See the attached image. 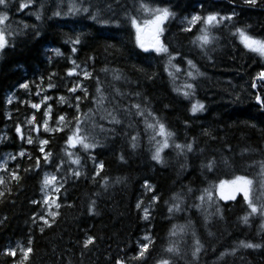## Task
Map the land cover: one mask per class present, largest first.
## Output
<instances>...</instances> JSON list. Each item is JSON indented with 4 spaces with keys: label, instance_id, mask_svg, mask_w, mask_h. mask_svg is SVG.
Listing matches in <instances>:
<instances>
[{
    "label": "trees",
    "instance_id": "trees-1",
    "mask_svg": "<svg viewBox=\"0 0 264 264\" xmlns=\"http://www.w3.org/2000/svg\"><path fill=\"white\" fill-rule=\"evenodd\" d=\"M141 3L173 13L160 35L167 53L137 45L130 17L142 22ZM0 13V264H17L7 250L15 242L32 249L22 264H264V109L255 102L264 58L233 35L264 39V0H8ZM209 14L232 19L206 26ZM192 15L201 21L185 26ZM204 27L201 47L193 41ZM40 103L51 108L46 119L32 107ZM160 123L173 135L157 161ZM77 126L95 147L68 143ZM46 173L59 181V207L42 224ZM236 175L253 181L256 213L243 194L218 195L220 180ZM143 233L151 242L136 258Z\"/></svg>",
    "mask_w": 264,
    "mask_h": 264
},
{
    "label": "snow or ice",
    "instance_id": "snow-or-ice-1",
    "mask_svg": "<svg viewBox=\"0 0 264 264\" xmlns=\"http://www.w3.org/2000/svg\"><path fill=\"white\" fill-rule=\"evenodd\" d=\"M246 3H248L249 5H255L256 4V0H245ZM0 5L4 6L5 9H7L8 7V0H0ZM28 7V4L25 3H20L19 4V8L20 9H24ZM141 9L143 10V12L146 14L145 18H143L142 22L139 21L137 18L135 17H130V23L131 26L135 29V39H136V43L137 45L142 48L145 52H148L150 49L152 51H155L156 53H167L168 49L163 45V43L160 40V35L163 32V24L165 23V21H167L172 15L173 13L170 12L169 8L165 7V8H152L150 7L148 4L145 3H141L140 5ZM71 8H70V12H71ZM76 11H79V9H76ZM83 11L87 12V9H83ZM55 15H60L59 12L55 13ZM37 18H39V15L37 14ZM8 19L7 15L5 13H0V25H3L4 22ZM92 19H96L95 16H92ZM201 17L196 15V16H192L191 20L188 21V23L190 25H194L196 24L198 21H201ZM232 17L231 16H219L218 14H209L206 18H203V23L206 26H215L219 23H221L224 20H231ZM25 27H27V25H25ZM190 30V29H187ZM201 34L198 35L196 37V40L193 41V43H196V41L200 42V46L203 47L204 45H207L210 42V35H209V31H208V27H204L200 29ZM233 35L237 36L240 43L244 46V48L248 49L249 51L259 54V56L261 58H264V39H258L253 37L252 35H250L245 29L243 28H237L236 31L233 33ZM6 40H5V35H4V31L0 30V48H3L5 46ZM75 43H80V38L77 37L75 40ZM73 51H76L75 48H73ZM171 60V58H170ZM75 63V62H73ZM189 65H191L193 68L195 67V65L192 64V61H188ZM73 72H69V75H72ZM85 77H87L89 74L87 72L84 73ZM169 75H173L171 72L169 73ZM258 78L260 81L264 82V71L259 72L258 74ZM189 77L193 76L192 72L188 73ZM22 87L27 88V85H22ZM186 87L188 89H191L193 87L192 84H187ZM253 88L257 87V84L254 82L252 84ZM72 91H75L76 89L73 88L71 89ZM97 91L99 92V89H97ZM183 94L187 97L189 96V92L185 91L183 92ZM63 99V98H61ZM79 99V97L77 98ZM255 100L256 102L261 106L262 109H264V100L261 99V95L257 94L255 96ZM33 108L35 109H39L40 108V104H33L32 105ZM137 108H139V106H136ZM204 105L197 102V103H193L192 104V108L191 111L195 114L197 111L203 110ZM51 111V108L49 107L48 112H45L44 115L48 116V113ZM60 121H63L65 118L63 116H61ZM33 120H35V117H33ZM117 123L119 121H116ZM48 121L44 120V126H45V131H48ZM147 127L148 128H154V125L151 123H147ZM17 133H19L21 130L19 127L16 128ZM81 129L79 128V126H77L75 132L73 133V135H70L68 137V143L75 147L77 144H81L82 147L87 150L89 148L95 147V144H90L87 143V137H83L80 136ZM157 135L165 137L162 146L157 147L155 153L153 154V159L160 161L161 160V155L160 153L163 151L164 148L169 147V143H168V137L172 136L173 134L170 132H167L165 129V126L160 123L159 124V131L157 133ZM135 139V137L133 138ZM28 143H32V139L29 138L28 139ZM42 144H46L48 143V141L43 140L41 141ZM135 146V145H133ZM176 148H182L184 146L180 145V144H176L175 145ZM188 149L191 150L192 146L189 144L187 145ZM21 155H23V152L21 153ZM73 163L79 164L80 160L79 158H77L76 160L73 161ZM214 166V161L210 162L207 167L211 170V168ZM100 167L102 168L103 165L101 164ZM262 171H264V165H262ZM75 175L79 176L80 173L77 172L75 173ZM15 178V177H14ZM56 176L53 175L51 177L49 176H45L44 179V185L48 186L49 184H53L56 181ZM4 181L2 178H0V184H3ZM253 181L243 175H236L231 179H223L220 180L219 184L216 186L217 190L219 192L220 198L223 200H235L238 194H243V197L246 201L249 202V207L251 208V211L253 213H256L258 211L257 207L254 206L251 201L249 200V191H250V186L252 185ZM55 191L59 192V188H56ZM205 193L208 196V199L211 200L212 196H211V192H209L207 189L205 190ZM3 193L0 192V196H2ZM201 200L204 199L203 196L200 197ZM47 199L45 200V203H47ZM53 203H55V201H53ZM57 207H59V205H56ZM137 207H140V205L138 204ZM178 207V206H177ZM146 211V216L145 218H147V210ZM169 211H172V209L170 208ZM245 223H247L248 217L245 216L244 218ZM145 240L150 241V237L145 236L144 237ZM92 243V239L91 237L86 241L85 246H87V244ZM199 242L197 241V244ZM241 246L245 247V248H253V247H260V245H253L250 243H244L243 241L240 242ZM148 249V244H142L140 247V252H139V256L136 258H142L145 255V252ZM199 247H197L196 252H199ZM32 249L28 248L27 251L24 252V258L27 259L28 253L31 252ZM167 251L169 252H173L175 251V249L173 247H169L167 249ZM196 252H194L193 254L195 255ZM9 255H15L14 251H10ZM223 255V254H222ZM161 264H169V262L167 260L161 261Z\"/></svg>",
    "mask_w": 264,
    "mask_h": 264
},
{
    "label": "rangeland",
    "instance_id": "rangeland-1",
    "mask_svg": "<svg viewBox=\"0 0 264 264\" xmlns=\"http://www.w3.org/2000/svg\"><path fill=\"white\" fill-rule=\"evenodd\" d=\"M195 16V15H192ZM192 16L186 18L184 20V24L185 26H187L188 21L191 20ZM43 107L40 103V108ZM39 108V109H40ZM38 110V109H37ZM43 112H48V110L45 109V107H43ZM43 113V114H44ZM47 116L44 115V119H46ZM12 154L11 153H7L4 155V160H8L9 157H11ZM53 176L50 173H46L43 177V185H42V189H41V193H40V197L38 198L37 202H39L40 207L42 208L43 212L42 215L39 216L38 220L44 224V223H49L50 219L53 218L56 215V205H57V191H55L56 188H59L60 185L56 179V181L53 184H49L48 186L44 185V179L45 176ZM218 191V190H217ZM150 192V191H149ZM219 195V192H218ZM220 196V195H219ZM47 199V203H45V200ZM53 201H55V203H53ZM148 236L150 237L147 233H143L139 239H138V243H137V250L138 252H140V247L142 244H149V241L145 240L144 237ZM28 249V245L27 243H22V242H15L11 247L7 248L8 253L10 251H14L15 255H11L13 258H17L16 259V263L17 264H22V262L25 260L24 258V252L27 251Z\"/></svg>",
    "mask_w": 264,
    "mask_h": 264
},
{
    "label": "bare ground",
    "instance_id": "bare-ground-1",
    "mask_svg": "<svg viewBox=\"0 0 264 264\" xmlns=\"http://www.w3.org/2000/svg\"><path fill=\"white\" fill-rule=\"evenodd\" d=\"M255 102H256V100H255ZM257 103V102H256ZM258 104V103H257ZM51 174V173H50ZM58 181V180H57ZM58 183H59V181H58ZM42 185H43V182L41 183V188H40V191H39V197H40V193H41V189H42ZM60 185V184H59ZM38 197V198H39ZM38 200V199H37ZM12 257V256H11ZM13 258V257H12Z\"/></svg>",
    "mask_w": 264,
    "mask_h": 264
}]
</instances>
